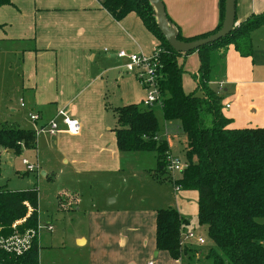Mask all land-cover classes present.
<instances>
[{"label": "crops", "instance_id": "0c3cea01", "mask_svg": "<svg viewBox=\"0 0 264 264\" xmlns=\"http://www.w3.org/2000/svg\"><path fill=\"white\" fill-rule=\"evenodd\" d=\"M161 1L167 19L185 38L206 34L219 25V0ZM263 12L264 0H235L237 25ZM252 36L258 43L251 39L249 57L240 56L233 46L211 55L209 87L222 99V114L230 122V129L264 128V27ZM158 45L137 15L131 13L115 21L96 0H10V5L0 7V128L13 123L35 132L58 111L65 110L79 121L81 133L72 137L60 127L54 137L40 134L34 150L23 149L20 155L35 153L36 166L41 163L48 167L60 159L75 175L91 171L123 173L125 162H132L141 153L118 151L116 127H108V113L113 115L117 107L142 104L146 92L134 73L125 71L126 62L116 53L150 57ZM178 62L184 74L197 73L196 53L180 56ZM15 95L22 101L20 109L27 112L9 108ZM3 111L11 122L3 123ZM31 114L40 120L32 123ZM165 135L170 152L168 133ZM159 137L163 138L161 133ZM42 176L48 177L45 172ZM149 176L151 181L145 189L150 196L107 195L90 208L75 209L73 216L81 223L67 235L52 237L53 229H46L52 222L47 221L37 236L38 263L180 264L156 249V212L175 209L189 223L185 232H193L198 226V194L177 190L168 182H156L150 172ZM71 195L70 206L77 205V195ZM61 208L58 203L57 212L65 211ZM186 247L196 249L192 243ZM200 255L201 251L197 253Z\"/></svg>", "mask_w": 264, "mask_h": 264}, {"label": "trees", "instance_id": "16d2710c", "mask_svg": "<svg viewBox=\"0 0 264 264\" xmlns=\"http://www.w3.org/2000/svg\"><path fill=\"white\" fill-rule=\"evenodd\" d=\"M115 21L135 14L153 35L157 46L158 88L162 97L161 113L165 122H177L186 138V168L174 180V187L198 194V226L205 227L213 247L206 258L211 264H264V128L230 129L222 114V99L209 87L213 70L211 55L233 46L242 57H249L250 35L264 27V12L253 15L228 36L182 55L176 53L158 30L155 12L148 0H103L99 2ZM10 0H0V7ZM220 22L211 32L177 40L193 42L216 34L224 17V0H219ZM196 53L198 71L193 92L183 90L184 70L178 59ZM117 127L114 130L120 153H154L157 170H166L169 146L159 138V125L152 108L126 105L112 110ZM33 131L20 129L13 123L0 128V146L20 155L22 148L34 150ZM156 182H165L156 175ZM61 204L60 196L57 198ZM28 204L32 210L27 216ZM21 222L15 229L12 226ZM38 224V191L36 188L9 192L0 190V239L36 231ZM188 221L175 209H160L155 218V246L174 261L186 264L198 250L181 246V236ZM39 244L32 239L21 256L0 248V264H39ZM202 254V253H201Z\"/></svg>", "mask_w": 264, "mask_h": 264}, {"label": "rangeland", "instance_id": "374dc122", "mask_svg": "<svg viewBox=\"0 0 264 264\" xmlns=\"http://www.w3.org/2000/svg\"><path fill=\"white\" fill-rule=\"evenodd\" d=\"M251 39L255 43L257 42V39H253V36L251 37L250 35V40ZM258 41L262 40L259 39ZM195 76H197L196 72H185L184 90L186 94L193 91L195 86ZM19 99L18 95L11 98L8 105L9 108L20 113L27 112L25 109H20V102L22 101ZM152 111L159 125V135L161 133L164 140L167 141L165 133H168V141L171 146L169 155L184 164L186 138L182 134L179 124L177 122L170 124L165 122L159 104L154 105ZM2 113L4 114L3 118H6L3 123L11 122L6 113H4V111ZM11 114L12 112L10 115ZM108 115V127H117L112 112L109 111ZM163 138L159 137L158 139ZM23 149L24 148H22V151ZM134 157L135 158L132 162H125L123 167L124 172H121L120 174L104 171H91L75 175L67 167L63 166L60 159H57L48 167L39 163L40 166H37V172L32 173L26 171L22 161L25 160L30 165H35V153L25 152L22 156L10 155L0 146V190L4 189L9 192H20L36 188L38 191L39 226L42 228L47 221H51L52 225L50 227L53 229L51 234L52 237H57V235L62 234L67 235L69 230L73 227H77L81 223V220L75 219L73 216L75 209L81 207L84 209L90 208L93 203L102 200L107 195L116 196L118 198L150 196L151 193L145 189L148 185L147 183L151 181L149 172L151 176L154 174L159 177V179H163L165 182L171 184L174 180L181 177V174L178 172L170 173L167 169L165 171L162 169L160 171L157 170L154 153H141V155L138 154ZM43 172L48 175L47 178L42 176ZM61 193H64V195H59L62 199L60 206H62L61 209L65 211L57 212V198L58 194ZM71 193L77 195V205L74 204L70 206L73 202ZM106 204H108V201H106ZM70 207L71 209H69ZM194 227L195 229L190 228V230L193 229V233L195 232L197 236L202 237L205 244L203 246H197L191 241L193 246L196 247L195 250L201 251L202 256L200 258L196 257L186 264H211V261L206 258V255L213 247V244L208 239L206 228L197 225ZM41 232L42 235L45 234L44 231ZM75 245H77V243H75Z\"/></svg>", "mask_w": 264, "mask_h": 264}, {"label": "built area", "instance_id": "2783aa9c", "mask_svg": "<svg viewBox=\"0 0 264 264\" xmlns=\"http://www.w3.org/2000/svg\"><path fill=\"white\" fill-rule=\"evenodd\" d=\"M101 2L103 0H96ZM158 51L155 50L150 57L139 55V54H130L125 51H118L116 56L125 61L123 68L127 73H134V76L143 90L146 92L145 99L142 101V107L152 108L154 105L159 104L161 106L162 97L158 88V69L159 63L157 60ZM225 109H229V106L226 105ZM29 119L32 123H35L40 120L38 115H29ZM60 127H63L64 132L72 137H76L81 133V124L76 119L69 117L65 110H60L57 112L55 117L45 122L41 127L35 130V137L40 134H47L50 137L56 136L60 132ZM167 170L170 173L178 172L181 174L185 168L186 163L182 164L178 159L173 158L169 155L166 158ZM22 164L25 166L27 172H37V166L30 165L27 161L23 160ZM178 190V188H177ZM25 206L28 209V217L32 210L25 203ZM21 222H17L12 226V229ZM42 228L37 226L36 231H27L23 235L15 234L14 236L8 239H0V248L4 251L11 252L16 256H21L26 252L31 244L32 239L37 238L39 231ZM47 231H52L51 227H46ZM181 243L183 247H186L191 241L194 242L197 246H203L204 239L200 236H197L193 232H185L181 236ZM187 243V244H186Z\"/></svg>", "mask_w": 264, "mask_h": 264}, {"label": "water", "instance_id": "95a60500", "mask_svg": "<svg viewBox=\"0 0 264 264\" xmlns=\"http://www.w3.org/2000/svg\"><path fill=\"white\" fill-rule=\"evenodd\" d=\"M148 1L155 12L159 32L166 39L168 45L176 53H180L182 55L196 51L205 45L212 44L228 36L238 26L235 22V0H224V17L221 28L216 34L193 42H180L177 40L178 32L176 28L166 17L162 1Z\"/></svg>", "mask_w": 264, "mask_h": 264}]
</instances>
